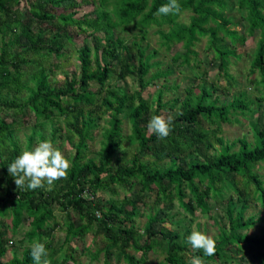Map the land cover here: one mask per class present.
Returning a JSON list of instances; mask_svg holds the SVG:
<instances>
[{
	"label": "trees",
	"instance_id": "1",
	"mask_svg": "<svg viewBox=\"0 0 264 264\" xmlns=\"http://www.w3.org/2000/svg\"><path fill=\"white\" fill-rule=\"evenodd\" d=\"M22 1L27 0H0V86L9 84L8 77L12 74L11 85L17 90L23 86L27 93L21 102L0 95V264H34L30 248L34 241L45 243L49 248L48 239L56 227L54 206L67 215L64 243L91 229L103 236V244L92 253V258L102 254V264H109L112 254L123 264H143L146 253L156 248L164 253L159 264H188L184 260L187 252L190 257H201L204 264L215 260L225 262L224 250L228 246L243 249L249 264H264V234L255 236L241 232L254 223L251 217H244L250 194L264 210V181L255 171L259 164L264 168V105L244 100L243 93L217 105L216 96L210 99L214 87L201 82L196 94L192 84L179 99L171 134L163 140L158 139L148 131L147 124L149 114L158 115L162 107L160 92L152 108L141 93L152 79L167 72L156 71L146 78L148 70L156 65V62L149 63L152 54L145 53V46H141L139 40L125 42L113 32L129 23L139 25L142 32L149 25H167L170 27L167 33L157 32L166 47L181 42L185 51L172 56L180 63H187L188 54H194L190 49L192 44L206 37L207 49L212 59L218 61L219 75L230 83L229 58L239 56L232 46L236 41L243 43L245 37L230 28L232 22L224 12L225 1L178 0L181 12H190L188 23L178 22L179 14H156L169 0H98L99 7L94 13H83L76 18V8L84 0H33L26 11L19 5ZM235 7L243 13L245 33L251 35L257 31L248 67L249 76L256 72L257 77H250L249 83L264 89V2L235 0ZM59 8L62 12H57ZM72 33L84 34L92 40V48L82 42L76 50L78 76L65 74L61 84H52L46 69L36 64L39 68L30 75L32 85H21L18 66L30 62L23 54L32 52L41 57L53 52L57 56L63 41L69 40ZM5 36H8L7 41H3ZM11 45L22 50L16 51L12 60H6L3 46ZM17 57L19 60H14ZM112 73L118 80L133 78L136 88L131 93L121 87L110 88L98 95ZM250 104L257 108H249ZM9 110L15 116L29 111L36 121L39 120L36 126L42 125L44 120L51 121L56 115L65 117L64 129L76 137L69 159L72 167L66 180L34 191L16 187L8 166L20 153L31 150L35 131L26 137L22 149L14 137V122L6 119ZM96 110L108 113L107 126L95 156L87 157L88 141L99 119L92 114ZM244 111L258 112L251 123L252 141L239 138L237 148L233 149L234 143L215 136L218 149L208 153L213 144L207 139L219 131V124L227 122L230 113ZM119 115L128 119V141L135 144L126 162L113 158L122 143ZM211 124L215 127L207 126ZM59 133L58 126H51L49 140L53 142L59 138ZM36 134L40 141L45 140L40 130ZM164 159H167L165 164L161 163ZM116 186L130 194L121 200H110L106 205L94 199L96 191L109 189L115 193ZM225 191L230 193L225 196ZM146 194L153 195L154 202L163 204L170 205L176 200L189 214L195 210L208 214L209 200L221 203L225 199L226 223L216 235L215 255L207 257L202 251H189L173 230L153 229L154 223H162L164 219L158 217V212L146 216L141 229L143 237L140 236L133 227V220L140 215L137 203ZM26 220L28 227L18 240L22 246L18 256L12 250L8 232L20 229ZM127 222L129 225L125 224ZM7 251L10 257L3 260Z\"/></svg>",
	"mask_w": 264,
	"mask_h": 264
},
{
	"label": "rangeland",
	"instance_id": "2",
	"mask_svg": "<svg viewBox=\"0 0 264 264\" xmlns=\"http://www.w3.org/2000/svg\"><path fill=\"white\" fill-rule=\"evenodd\" d=\"M33 0H27L20 2L22 11L27 10V5ZM36 1V0H34ZM112 1V0H110ZM226 3L225 14L232 22L230 28L241 36L245 37L243 43L235 42L232 46L234 51L239 54L238 57H230L227 68V73L230 76V83L226 78L219 75L217 69L218 61L212 59V53L207 49L206 37L198 38L190 47L194 54H188V62L180 63V60H173L172 56L175 54H182L185 49L181 42L171 43L166 47L160 34L157 30L162 33H167L170 29L167 25L155 26L149 25L145 27L144 32L139 25L129 23L128 25L118 27L114 29V35L120 37L125 42L130 40H139L141 46H145V53L152 54L149 63L156 62V65L148 70L146 78H150V75L156 71L167 72L164 76H159L152 79L142 91L141 95L146 99L147 104L152 108L155 103L158 92H160V103L162 107L158 111V115H163L166 119L168 117L173 118L177 112L179 99L185 95V90L192 84L194 93H198V84L203 82L208 87H214L211 90L212 94L210 99L216 96L215 103L217 105L228 102L232 97L243 93L244 100H252L255 103L259 102L260 105H264V89L261 86H254L249 83L250 77H257V73H253L249 76L248 67L252 57V53L257 40V31L253 34L247 35L245 33L246 23L242 18L243 13L236 10L235 0H224ZM264 2V0H263ZM99 7L98 0H84L80 1L76 8V14L74 17H78L83 13L93 12ZM109 8L111 7L108 6ZM57 12H62L61 8L57 9ZM94 13V12H93ZM190 17L189 11H182L177 17V21L180 23H188ZM99 35V34H98ZM143 37V38H141ZM8 36L3 38V41H7ZM82 42H86L92 48L91 37H85L81 33H72L69 40H64L63 45L57 54L53 53L39 55L29 52L23 54L27 61L26 64H19L18 74L19 82L21 85L30 86L32 81L30 75L40 66L46 69L48 74V80L52 84L59 85L63 81L65 74L78 76V62L76 59V50ZM228 43V40L226 39ZM1 36H0V49H1ZM22 50L17 48L16 45L10 47L3 46L4 58L6 60H12L13 54L16 51ZM20 57L14 60L18 61ZM38 64V65H36ZM36 65V66H35ZM17 74V75H18ZM10 74L9 84L4 83L0 86L1 98L14 99L17 102L23 101L26 90L22 86L21 89L17 90L15 85H11ZM116 87L123 88L127 93H131L135 88L136 84L134 79L126 77L124 80H118L115 73L109 75L107 84L98 95H103L105 90ZM97 89V88H94ZM249 108L256 109L255 104H250ZM13 111L9 110L6 115L7 121H13L12 127L14 129V137L23 149L26 143V137L31 134L32 130L35 131L33 141L31 144V150L39 143L42 142L38 139L36 134L37 131H41L45 140H49V131L51 126H58L60 128V136L56 138L52 143L57 147L66 158L70 159L73 154V144L76 137L68 134L64 129L65 117L54 116L51 121H42V125L37 124L39 120H35L29 111H25L23 114L18 113L16 116L12 114ZM93 115H97V127L92 131L90 139L88 141V152L87 157L95 156V151L100 147L102 141V133L104 128L107 126L106 121L108 113H101V111H94ZM258 112L250 113L248 111L230 113L227 122H221L219 124V131L214 135H210L207 142L212 143L213 146L208 149V153H214L218 149V145L214 142L215 136H220L227 143H234L233 149L237 148V139L244 137L247 141H252L251 134V123L255 121ZM2 115V113H1ZM153 114H149V119ZM121 117V134L122 143L115 153V158L126 162L131 154L135 150V144L128 141V135L130 134V123L128 119L123 116ZM210 128L215 127V124L207 125ZM206 143H204L205 145ZM167 162L164 159L163 164ZM162 164V165H163ZM255 171L261 175L264 181V168L261 164L255 169ZM105 190H98L94 194V199L99 201L102 205L110 200H121L123 196L129 195L130 192L123 190L120 186L114 188L115 193ZM230 191H225V196ZM248 207L244 211V217H251L254 221L253 225L247 229L242 230V233L249 235L260 236L264 234V210H262L255 198H252L250 194L248 199ZM224 204L225 199L221 203H217L214 200H209L210 211L208 214H201L198 210H195L193 214H189L187 211L182 209L176 200H173L172 204H163L161 202H154V196L146 194L141 202L137 203L140 215L133 220V227L137 233L142 236L141 229L142 225L146 220V216L152 212H158V217H164L162 223L156 222L153 224V229L166 228L177 232L179 235V241L184 242L187 245L189 251H193L190 244L187 242V237L193 231H199L206 235H211L214 239L222 227L226 223L224 217ZM54 219L56 227L51 233L48 248V256L50 264H102V254H99L96 258H92V253L103 244V236L94 232L91 229L89 232L82 236H74L68 243H64L65 227L67 225L66 214L64 211L59 210L57 206L53 208ZM71 214V212H70ZM5 221H8L5 219ZM76 223V222H75ZM129 225V223H125ZM28 221L26 220L22 227L15 232L9 233L8 238L12 241V250H15L16 255H20L22 246H20L18 240L22 236V232L27 229ZM143 237V236H142ZM225 262L218 260L207 262L206 264H249L248 256L243 252V249L236 246H228L224 250ZM190 253L184 254V260L189 261L191 258ZM137 257L138 254L136 253ZM164 253L162 249L156 248L154 251H148L145 256L143 264H159L162 262ZM10 257V252H6L3 256V260H7ZM109 264H123V261L116 255L112 254L109 258Z\"/></svg>",
	"mask_w": 264,
	"mask_h": 264
},
{
	"label": "clouds",
	"instance_id": "3",
	"mask_svg": "<svg viewBox=\"0 0 264 264\" xmlns=\"http://www.w3.org/2000/svg\"><path fill=\"white\" fill-rule=\"evenodd\" d=\"M181 12L178 0H169L161 5L157 15H177ZM147 129L158 139L167 138L172 132V118L163 115H153L149 119ZM72 167L71 161L53 145L50 140L39 142L32 150L20 153L8 166L9 174L14 178L17 188L25 190L42 189L51 186L55 181L68 178ZM187 242L194 251H202L204 256L211 257L216 252V241L211 235L193 231ZM31 256L34 264H50L47 259L48 249L45 243L34 241L31 246ZM188 264H204L199 256H193Z\"/></svg>",
	"mask_w": 264,
	"mask_h": 264
}]
</instances>
